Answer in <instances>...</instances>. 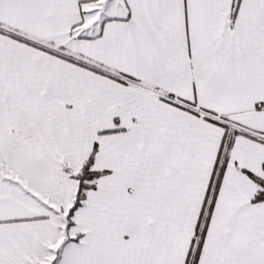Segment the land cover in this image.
Returning a JSON list of instances; mask_svg holds the SVG:
<instances>
[{"label":"snow or ice","instance_id":"1","mask_svg":"<svg viewBox=\"0 0 264 264\" xmlns=\"http://www.w3.org/2000/svg\"><path fill=\"white\" fill-rule=\"evenodd\" d=\"M0 264H264V0H0Z\"/></svg>","mask_w":264,"mask_h":264}]
</instances>
